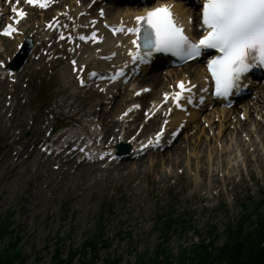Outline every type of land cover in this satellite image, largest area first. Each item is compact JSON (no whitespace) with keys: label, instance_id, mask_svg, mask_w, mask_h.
Listing matches in <instances>:
<instances>
[{"label":"snow or ice","instance_id":"snow-or-ice-1","mask_svg":"<svg viewBox=\"0 0 264 264\" xmlns=\"http://www.w3.org/2000/svg\"><path fill=\"white\" fill-rule=\"evenodd\" d=\"M37 2L41 7L46 6L42 0H27L29 4ZM18 15L23 17L25 13L20 11ZM136 20L140 27L128 31L137 35V40L132 43L137 49L143 48L147 56L153 52H164L192 59L209 49L216 50L219 54L208 61V70L215 81L218 97L227 96L238 88L242 78L253 67L264 66V0H203L199 28L204 35L199 40H193L186 34L184 26L177 22L171 6L167 4L136 17ZM15 31L16 28L8 25L3 34L10 36ZM79 38L89 39L85 36ZM130 55L134 60L144 59L139 52ZM72 63L75 65L76 61ZM81 83H84L83 79ZM178 87L182 92H191L183 82ZM182 92L174 95L178 104Z\"/></svg>","mask_w":264,"mask_h":264},{"label":"trees","instance_id":"trees-1","mask_svg":"<svg viewBox=\"0 0 264 264\" xmlns=\"http://www.w3.org/2000/svg\"><path fill=\"white\" fill-rule=\"evenodd\" d=\"M195 264H264V220L254 237H237L234 232L216 252L203 251Z\"/></svg>","mask_w":264,"mask_h":264},{"label":"rangeland","instance_id":"rangeland-1","mask_svg":"<svg viewBox=\"0 0 264 264\" xmlns=\"http://www.w3.org/2000/svg\"><path fill=\"white\" fill-rule=\"evenodd\" d=\"M39 225H40V223L39 222H37L36 221V223H35V225H34V223L32 224V226H33V229L31 230V232H32V234L34 235L33 236V238L31 239V240H35V239H37V237H36V235H38L39 233H41L42 235L44 234V232H46L47 230H46V226H45V224H43L42 226H41V228H39V229H37L36 230V228H35V226L36 227H39ZM81 230L82 229H80L75 235H72L71 237H70V239L72 240V241H74V242H72V243H75L74 245H77L78 243H79V241H81L82 240V235H81ZM31 234V235H32ZM221 241V240H220ZM220 241H217L216 243L218 244V243H220ZM31 243V241H29V240H24V243H23V246H22V248H24L25 247V245H30L31 247H33V245H32V243ZM27 245V246H28ZM36 246V245H35ZM173 249H172V252H173V254H174V256L176 255V251H178V249H179V247L176 245V244H174L173 246ZM175 249H176V251H175ZM140 250H138V252H139ZM136 258H134L132 255L131 256H129V257H127V258H124L123 260H122V262H120V264H127V262H133L134 260H135ZM98 264H101V263H98Z\"/></svg>","mask_w":264,"mask_h":264},{"label":"bare ground","instance_id":"bare-ground-1","mask_svg":"<svg viewBox=\"0 0 264 264\" xmlns=\"http://www.w3.org/2000/svg\"><path fill=\"white\" fill-rule=\"evenodd\" d=\"M260 115H261V113H260ZM262 117H264V115H262ZM242 124H240L241 127H242ZM248 126L251 129L246 130V133H245L246 137H253V136L257 135V134H258L259 137H261V135H263L264 132L261 129L262 125L261 124H257V121L252 120ZM259 144H261L262 148H264V140H262L261 142H258V143L256 141H251L250 142V146H252V145H257L258 146ZM253 151L257 152L256 149H254ZM257 153H254V155H258ZM231 167H232V165L229 166V168H231ZM42 236L44 237L45 233Z\"/></svg>","mask_w":264,"mask_h":264}]
</instances>
